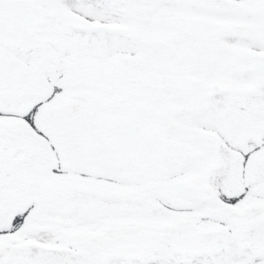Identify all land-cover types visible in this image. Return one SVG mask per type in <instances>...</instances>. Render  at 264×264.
Segmentation results:
<instances>
[{
    "label": "snow or ice",
    "instance_id": "1",
    "mask_svg": "<svg viewBox=\"0 0 264 264\" xmlns=\"http://www.w3.org/2000/svg\"><path fill=\"white\" fill-rule=\"evenodd\" d=\"M0 264H264V0H0Z\"/></svg>",
    "mask_w": 264,
    "mask_h": 264
}]
</instances>
